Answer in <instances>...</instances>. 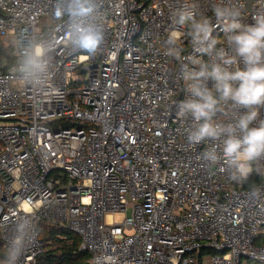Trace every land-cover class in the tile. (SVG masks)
Here are the masks:
<instances>
[{
  "label": "built area",
  "instance_id": "2783aa9c",
  "mask_svg": "<svg viewBox=\"0 0 264 264\" xmlns=\"http://www.w3.org/2000/svg\"><path fill=\"white\" fill-rule=\"evenodd\" d=\"M62 2L0 0V38L13 51L0 64V252L24 202L35 206L38 235L19 264H39L44 222L77 234L91 264H264V165L233 181L202 159L206 143H188L177 116L182 73L201 58L187 37L182 60L167 53L171 13L185 0H98L105 42L96 55L61 43ZM197 2L211 16L208 0ZM236 2L264 11V0ZM33 31L57 41L42 89L11 71L15 41Z\"/></svg>",
  "mask_w": 264,
  "mask_h": 264
},
{
  "label": "clouds",
  "instance_id": "9594fccd",
  "mask_svg": "<svg viewBox=\"0 0 264 264\" xmlns=\"http://www.w3.org/2000/svg\"><path fill=\"white\" fill-rule=\"evenodd\" d=\"M208 3L211 16L200 10L197 0H185L171 13L167 53L182 60L187 37L201 57L182 73L185 97L177 102V116L186 124L189 144H207L202 159L242 183L264 165V11L249 14L236 0ZM56 17L68 26L61 41L66 50L101 51L105 17L98 0H64ZM217 29L225 34L223 41L213 35ZM56 44L55 38L35 31L15 41L17 59L11 71L19 83L35 89L48 85ZM18 208L0 264H19L37 239L35 206L20 202ZM0 228L8 230L5 223Z\"/></svg>",
  "mask_w": 264,
  "mask_h": 264
},
{
  "label": "trees",
  "instance_id": "16d2710c",
  "mask_svg": "<svg viewBox=\"0 0 264 264\" xmlns=\"http://www.w3.org/2000/svg\"><path fill=\"white\" fill-rule=\"evenodd\" d=\"M12 60V49L5 47L0 38V64L5 65ZM259 181V178L253 177L246 185L253 186ZM40 235L45 242V248L44 253L39 257V264H85L89 261L90 254L79 251L81 239L72 231L44 222L40 228ZM0 257L3 258L2 255Z\"/></svg>",
  "mask_w": 264,
  "mask_h": 264
},
{
  "label": "rangeland",
  "instance_id": "374dc122",
  "mask_svg": "<svg viewBox=\"0 0 264 264\" xmlns=\"http://www.w3.org/2000/svg\"><path fill=\"white\" fill-rule=\"evenodd\" d=\"M45 21L49 22L50 20L49 18L45 17ZM125 217H126L125 212H118L113 215L114 221L116 222H122Z\"/></svg>",
  "mask_w": 264,
  "mask_h": 264
},
{
  "label": "water",
  "instance_id": "95a60500",
  "mask_svg": "<svg viewBox=\"0 0 264 264\" xmlns=\"http://www.w3.org/2000/svg\"><path fill=\"white\" fill-rule=\"evenodd\" d=\"M85 264H91L89 261H87Z\"/></svg>",
  "mask_w": 264,
  "mask_h": 264
}]
</instances>
